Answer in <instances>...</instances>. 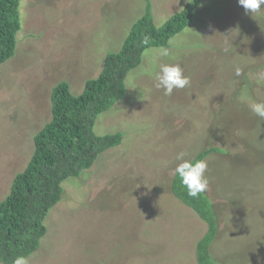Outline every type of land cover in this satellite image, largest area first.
I'll return each mask as SVG.
<instances>
[{"label": "rangeland", "instance_id": "obj_1", "mask_svg": "<svg viewBox=\"0 0 264 264\" xmlns=\"http://www.w3.org/2000/svg\"><path fill=\"white\" fill-rule=\"evenodd\" d=\"M191 1H19L15 53L0 64V202L51 120L52 87L64 81L78 96L147 5L159 26ZM193 15L163 46L172 55L146 49L125 77V96L96 117L95 135L122 139L62 183L29 264H93L94 257L106 264H196L206 224L170 186L176 154L194 159L204 150V194L216 220L212 260L264 264V124L249 107L264 101V13L246 14L237 0H201ZM161 63H179L190 86L170 97L155 89ZM142 243L135 258L132 248ZM112 244L120 254L112 255Z\"/></svg>", "mask_w": 264, "mask_h": 264}, {"label": "trees", "instance_id": "obj_2", "mask_svg": "<svg viewBox=\"0 0 264 264\" xmlns=\"http://www.w3.org/2000/svg\"><path fill=\"white\" fill-rule=\"evenodd\" d=\"M19 1L0 0V64L15 53L16 34L21 27ZM200 1L192 0L159 26L153 23L147 5L144 14L131 25L120 50L105 55L98 76L84 83L81 94L73 96L64 81L52 87L51 120L35 135L29 162L14 177L9 194L0 202V264H13L17 256L28 258L36 253L47 236L44 220L62 199V183L78 177L91 167L100 153L119 145L122 139L119 133L94 134L96 117L125 96V77L140 65L143 52L167 46L170 39L189 24ZM144 37L149 38L147 45L141 43ZM209 151L200 152L193 160L204 159ZM170 193L206 224L205 233L195 245L196 264H217L209 254L216 235L211 198L204 193L196 199L188 197L175 175ZM135 246L132 253L137 258L146 245ZM112 247L113 244L112 255L120 254ZM96 258L93 264L107 263L105 259Z\"/></svg>", "mask_w": 264, "mask_h": 264}, {"label": "clouds", "instance_id": "obj_3", "mask_svg": "<svg viewBox=\"0 0 264 264\" xmlns=\"http://www.w3.org/2000/svg\"><path fill=\"white\" fill-rule=\"evenodd\" d=\"M245 13L256 15L264 13V0H237ZM142 44L147 45L149 38L144 37ZM159 57H170V49L160 47L156 49ZM234 75H242V69L237 67ZM190 78L184 74V69L179 63H161L159 70L154 73V88L162 90L166 97L172 96L174 91L182 90L190 86ZM251 112L258 118L259 127L264 124V101H252L249 105ZM187 153L179 152L175 156L176 166L172 169L173 174L179 179V183L185 189L188 197L196 199L209 189V179L207 176L208 163L205 159L193 160L186 158ZM13 264H29V260L24 256H17Z\"/></svg>", "mask_w": 264, "mask_h": 264}]
</instances>
